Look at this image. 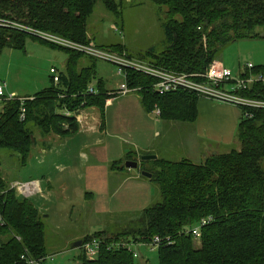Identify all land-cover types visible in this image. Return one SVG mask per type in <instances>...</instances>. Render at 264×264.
Here are the masks:
<instances>
[{"label":"trees","instance_id":"trees-1","mask_svg":"<svg viewBox=\"0 0 264 264\" xmlns=\"http://www.w3.org/2000/svg\"><path fill=\"white\" fill-rule=\"evenodd\" d=\"M95 1L0 0V54L5 48L24 49L27 39L66 54L57 80L50 71L47 88L31 96L7 99L4 95L0 100V154L6 153L21 167L35 146L43 143L48 147L38 138L75 134L79 110L95 107L103 115L106 101L117 94L106 90L97 75L100 59L27 30L94 46L88 22ZM100 1L107 11L121 16L125 0ZM150 1L165 8L164 38L160 49H145L139 60L167 72L204 73L219 61L217 53L228 43L264 37V0ZM113 49L134 58L122 45ZM85 55L89 62H83ZM258 70L264 66L257 65L254 71ZM124 80L128 88L137 89L144 111L152 113L158 107L163 120H195L199 98L195 93L179 89L159 95L152 89L153 77L133 70L126 71ZM241 94L264 100V86L253 85ZM249 111V117L241 115L235 130L238 149L207 154L200 163L157 156L147 167V161H140L138 169L151 174L158 199L119 232L101 230L80 238V264H134V246L149 245L155 237L160 240L158 264H264V108ZM129 155L110 167H124ZM15 181L7 180L0 171V236L7 237L0 241V264H29L27 260L45 264L49 254L42 211L11 188ZM202 218L211 221L195 240L186 231ZM92 239L98 240L99 250L88 256L82 246Z\"/></svg>","mask_w":264,"mask_h":264},{"label":"rangeland","instance_id":"rangeland-1","mask_svg":"<svg viewBox=\"0 0 264 264\" xmlns=\"http://www.w3.org/2000/svg\"><path fill=\"white\" fill-rule=\"evenodd\" d=\"M165 19V8L158 7L150 0H125L121 6V16H115L107 11L101 1L96 0L94 11L88 22V34L91 35L92 43L98 49L116 52L113 46L122 45L132 57L140 59L139 53L145 49L151 46L161 48ZM65 58L66 54L62 49L53 48L31 39L26 40L24 49L5 48L0 54V81L5 85V95L8 97L31 96L47 88L51 83L50 68H54L56 73L62 71ZM87 58L88 56L85 55L84 63L90 61ZM217 59L233 74L241 71L247 62L264 66V37L228 43L218 51ZM96 64L99 68L97 75L102 76L108 89L119 86L124 81V77L117 74L115 65L103 60H97ZM116 93L121 94L117 90ZM116 97L118 98L113 109L114 114L105 112L102 116L108 133L110 131L123 133L122 127L125 126V121L130 120L135 114L137 104L139 103L142 107L141 96L137 91H131L125 96L116 95ZM147 114L148 112L143 108L140 109V118L145 117L149 122ZM151 115L153 118L157 117L155 114ZM152 117L151 123L154 122ZM172 122L175 125L168 131V134L155 140L156 144L167 147L160 157L170 160L187 158L194 163H200L207 154L223 153L239 148L235 140V132L228 143L216 142L200 135L194 141L191 132H195V124ZM157 128L161 130L162 124L157 122ZM207 144L210 147L206 148ZM76 145L77 142L73 141L70 152L64 154L63 158L62 156L56 158V155H52V158H42L43 160L39 161L42 164L36 165V157L33 163L27 161L24 167H21L6 153H1L0 171L9 181H30V178H37L39 170L49 167L48 162L55 161V159L56 161L63 159V162L67 163H78L79 158L74 151ZM130 158L128 160L135 161L133 154ZM91 159L94 160L93 157ZM142 161H147L146 165L150 167V160ZM106 167L108 169L102 168V175L99 178L94 176L95 178L87 180V183L74 182L73 177H66L65 183L54 181L50 192L52 198L49 201L45 202L47 190L43 185L41 191L29 197L39 207L42 203L47 204L46 212L42 211L41 216L49 254L45 264H80L77 256L81 250L74 246L76 241L84 235L94 234L101 230L109 233L119 232L130 219H134L139 214L141 209L158 199L157 186L149 178L140 177V183L130 180L123 184L120 179L122 176L119 177L117 174V168L110 169L109 163ZM131 171L138 177V171L142 174L138 165ZM142 180L147 181V186L141 187L138 195L131 194L130 189L140 186ZM84 191H88L91 196L87 195L83 198ZM101 205L110 210H102ZM6 239L7 237L0 236V241ZM134 249L137 254L134 264H158L156 247L137 244Z\"/></svg>","mask_w":264,"mask_h":264},{"label":"crops","instance_id":"crops-1","mask_svg":"<svg viewBox=\"0 0 264 264\" xmlns=\"http://www.w3.org/2000/svg\"><path fill=\"white\" fill-rule=\"evenodd\" d=\"M99 78L104 81L102 76ZM122 83L123 82H121L119 86H114V89L112 87L108 89L106 83L104 87L108 91H118ZM127 94L128 93L116 95L125 96ZM116 95L106 101L104 113L106 112L108 114L110 112L114 114L113 109L116 106V100L118 98ZM141 108L142 107H140L138 103L135 114L130 120L125 121V126L122 127L123 133H112L111 131L108 133L104 119H102L103 115H101L100 111L96 110L95 107H90L79 110L76 113L79 129L74 135L59 137L57 134L52 133L46 137L45 140L38 138L40 143L44 141L48 144V147L47 145L42 146L43 143L35 146L28 160L30 163H33L36 157V165L42 164L39 163L40 160H43L42 158H52V155H56V158H58L57 156H62L63 158L64 154L70 152V146L73 141L77 142L76 150L74 151H76V155L79 158L77 159L78 163L63 162V159L62 161L59 159L57 161L56 159L55 161H50L48 162L49 167L44 169L41 167L42 169L39 170L37 178H30V180H34L40 185V191L42 185L46 187L47 195L45 202L52 198L50 192L53 188L52 183L54 181L57 183H65L66 177H73L74 182L81 181L87 183V180L90 181V179L95 178L94 176H98L99 178L102 175V168L104 170L108 169L106 164L109 163L110 167V164L114 161H125L127 153L130 154L129 156L133 154L135 159L137 158L136 161L139 164V162L142 161L140 157L145 155L144 153H151L157 157L166 151L167 147L165 145L156 144L155 140L162 135L168 134V131L173 128L175 124L173 125L172 121L163 120L159 116H157L158 118H153L151 115L154 114L153 112L151 114L148 113L149 115L147 114V118L149 119L148 122L145 117L140 118ZM150 116L153 118L154 124L151 123L152 120ZM240 119L241 111L237 106L213 101L205 97H199L197 99L195 120L193 122L184 123L195 124V132H191L194 141H196L200 135L216 142L228 143L232 140ZM157 122L162 124L161 130L157 128ZM205 147L208 148L210 145L207 144ZM91 157H93L94 160H92ZM110 169L112 168L110 167ZM131 170H133V168H127L125 166L117 167V174L119 177L122 176L120 179L123 184H126L130 180H134V183H140V177H145L143 175L142 177L139 172L138 177V175ZM146 183L147 181L142 180L140 186L130 189L129 192L138 195L140 188L147 186ZM119 190H121V188ZM87 195L91 196L88 191H84L83 198ZM35 206L39 211L46 212V203H42L41 207ZM100 207L105 211L107 209L110 210V208H105L103 205Z\"/></svg>","mask_w":264,"mask_h":264},{"label":"built area","instance_id":"built-area-1","mask_svg":"<svg viewBox=\"0 0 264 264\" xmlns=\"http://www.w3.org/2000/svg\"><path fill=\"white\" fill-rule=\"evenodd\" d=\"M27 30L57 44L80 50L87 55L110 62L117 67V74L123 77H125L127 70H133L151 76L155 80L152 84V89L159 95L182 89L193 92L199 97H205L213 101L237 106L243 117H249L251 115L249 109L264 108L263 99L250 98L241 94L253 85L259 84L264 86V70L254 71L257 65L252 62L245 63L242 70L235 74L220 62L211 64L204 73H172L155 68L142 60L128 57L125 54L106 52L93 45H80L60 37L36 32L29 28ZM50 71L56 74L55 69L52 68ZM54 79L57 80V74L54 76ZM88 90L92 92L93 88L90 87ZM135 90L137 89L131 90L128 88L124 80L118 91L121 94H126ZM4 95V84L0 81V100L4 98ZM8 98L11 99L12 97L7 96V99ZM23 111L24 110H22L21 118L24 116ZM152 112L156 116L160 115L158 107H155ZM11 188H13L17 194L26 198L36 195L40 191V185L34 180L25 182L15 181L11 184ZM210 221L211 218H202L196 225L190 228L188 232L186 231V233L191 234L195 240H199L202 227L207 225ZM159 241V238L155 237L149 245L156 247ZM167 242H169V240H167ZM82 247L88 256H94L99 250V242L97 239H92ZM136 255V252H134V256ZM21 258L25 259L23 255ZM27 262L29 264H37V261L34 260H27Z\"/></svg>","mask_w":264,"mask_h":264},{"label":"water","instance_id":"water-1","mask_svg":"<svg viewBox=\"0 0 264 264\" xmlns=\"http://www.w3.org/2000/svg\"><path fill=\"white\" fill-rule=\"evenodd\" d=\"M155 158H156V155H154V154L142 155V156L140 157L141 160H153V159H155ZM137 165H138V162H137V161H133V160H131V161L129 160V161H126V162L124 163V166L127 167V168H136ZM141 175H143V176H145V177H147V178H149V177L151 176V174L148 173V172H146V171H142V174H141ZM80 244H81V241H76V242L74 243V246L79 247Z\"/></svg>","mask_w":264,"mask_h":264}]
</instances>
